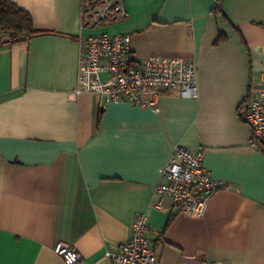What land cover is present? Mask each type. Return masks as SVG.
Listing matches in <instances>:
<instances>
[{
    "label": "crops",
    "instance_id": "0c3cea01",
    "mask_svg": "<svg viewBox=\"0 0 264 264\" xmlns=\"http://www.w3.org/2000/svg\"><path fill=\"white\" fill-rule=\"evenodd\" d=\"M8 1L44 33L0 46V264H65L59 242L78 264H112L106 252L140 214L160 264H264V151L243 103L264 90V0H223L222 12L216 0H122L127 17L100 25L84 21L83 0ZM103 34H130L139 61L192 62L199 97L160 90L146 109L72 98L82 44ZM179 145L204 147L223 184L201 217L157 193Z\"/></svg>",
    "mask_w": 264,
    "mask_h": 264
},
{
    "label": "built area",
    "instance_id": "2783aa9c",
    "mask_svg": "<svg viewBox=\"0 0 264 264\" xmlns=\"http://www.w3.org/2000/svg\"><path fill=\"white\" fill-rule=\"evenodd\" d=\"M127 15L122 0H83V17L89 24L100 25ZM160 90L178 91L183 98H198L196 65L160 56L136 60L130 34L91 36L83 42L79 85L71 93L72 98L90 93L106 105L125 103L146 109L158 105ZM243 103L244 119L252 128V146L264 151V90L247 93ZM204 159L202 146H175L161 172L157 193L169 198L180 213L203 216L208 200L223 186L205 167ZM55 252L65 264L83 261L80 253L65 242H59ZM106 256L112 264H160L146 214L137 216L131 238L119 251H107Z\"/></svg>",
    "mask_w": 264,
    "mask_h": 264
},
{
    "label": "trees",
    "instance_id": "16d2710c",
    "mask_svg": "<svg viewBox=\"0 0 264 264\" xmlns=\"http://www.w3.org/2000/svg\"><path fill=\"white\" fill-rule=\"evenodd\" d=\"M216 11L222 12L223 0H216ZM34 26L32 15L8 0H0V46L27 42L33 37L43 34ZM219 36L217 44L222 42Z\"/></svg>",
    "mask_w": 264,
    "mask_h": 264
},
{
    "label": "water",
    "instance_id": "95a60500",
    "mask_svg": "<svg viewBox=\"0 0 264 264\" xmlns=\"http://www.w3.org/2000/svg\"><path fill=\"white\" fill-rule=\"evenodd\" d=\"M177 213H178V211H177V210H175V211H174V214H177Z\"/></svg>",
    "mask_w": 264,
    "mask_h": 264
}]
</instances>
